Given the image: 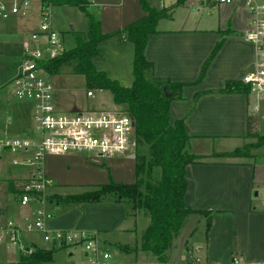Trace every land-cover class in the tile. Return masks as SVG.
<instances>
[{
	"label": "crops",
	"instance_id": "0c3cea01",
	"mask_svg": "<svg viewBox=\"0 0 264 264\" xmlns=\"http://www.w3.org/2000/svg\"><path fill=\"white\" fill-rule=\"evenodd\" d=\"M37 1L41 8L40 0ZM147 1L149 3V0ZM93 2L96 8L93 12L100 19L101 31L104 34H111L98 46L101 45L104 52L112 49V67L124 68L127 64L129 67L131 63L133 64V45L124 28L144 15L139 1L93 0ZM159 2L158 9H166L173 6L176 0H159ZM151 6L157 8L153 4ZM171 13L176 16L173 17ZM167 14L169 15L167 18L158 20L157 32L148 35L144 55L152 63L153 76L184 84L180 97L170 102L169 119L171 122L176 119L184 121L190 135L187 151L204 156L202 161L186 166L187 188L184 201L192 209L212 212L208 228L205 217L198 213L190 214L185 218L178 232L180 235V231L186 229V232H183L184 239L180 243L181 247L184 246L179 250L181 261L172 263L221 264L217 262L219 258L215 257V254L226 250L230 252L231 264L233 258H239L242 262L264 261V210L257 208L258 200L262 197L260 191L264 188V150L261 151L264 144L252 147L245 157L227 158L214 155L233 150L222 149V144L225 142H233L235 148L255 142L254 138L246 136L248 116L255 117L256 131L259 135H264V101H259L249 91L240 88H233L228 93H215V90L224 87L226 82L242 83L243 76L252 68L254 46L242 37L250 28V16L245 10L233 5L206 7L196 4L193 0H186L184 4L172 7ZM35 15V11H29L28 21L22 20L18 15H11L12 22L8 30L0 18V36L6 35L17 43L13 55L20 59L26 48L35 47V44L32 46L26 37L29 32L33 33L37 30V27L31 28V31L27 28L28 25L35 24H28ZM78 32L84 34L87 31ZM209 58L210 61L201 79H198L203 64ZM94 59L96 62L102 61V59L106 60L107 56L106 58L95 56L93 63ZM105 69L107 71L108 67ZM19 71L20 64L7 77L12 92L11 96L8 94L4 99L6 105L0 109V129L6 126L8 120L13 121L16 115L23 117L18 131L25 125L27 108L23 102L14 97L11 83ZM76 105L64 104L61 108L58 104L59 108L65 111L85 108L84 105ZM13 106H16L14 116L9 112ZM253 106L258 107L257 111L252 110ZM113 107H115L114 103L110 108ZM215 143L221 147L216 148ZM130 155L131 153L108 157H98L93 153L46 155L43 165L44 174L50 182L53 171L49 166V157L57 156L63 159L68 169H75L77 172L62 186L55 188L69 190L68 193L55 192L53 195L56 198L53 196L43 202L65 207V211L56 216L48 211L52 216L47 220L48 223L46 222L47 227H72L85 233L96 231L99 236L102 234L112 238L118 246L116 247L118 252L146 253L139 249L144 230L134 239V244H129L130 241L127 239L124 241L126 243H123V237L135 232V220L139 213H143L142 211L135 216L128 215V206L122 202L64 201L69 195L91 190L100 183H107L109 179L118 183H132L135 176L129 180L118 170V164L126 162L125 159ZM131 165L134 170V163ZM16 201L18 203V200ZM3 203L0 202L2 208L0 225L7 221V209L5 204L4 207L2 206ZM73 211L76 214L75 222L69 219ZM191 219L193 224H187ZM102 239L101 241H105L104 237ZM189 242L191 245L188 248ZM31 245L38 249L54 250L52 259L56 251L62 249L54 248L53 245L39 246L35 242ZM122 246L136 250L122 251ZM63 248L72 249L75 246ZM231 248L236 254L232 253ZM11 249L9 247V250ZM193 250L200 253L195 258ZM82 253L85 257L84 251ZM199 256L200 259L197 258ZM52 259L43 263L50 264ZM18 264H21L20 261Z\"/></svg>",
	"mask_w": 264,
	"mask_h": 264
},
{
	"label": "trees",
	"instance_id": "16d2710c",
	"mask_svg": "<svg viewBox=\"0 0 264 264\" xmlns=\"http://www.w3.org/2000/svg\"><path fill=\"white\" fill-rule=\"evenodd\" d=\"M138 1L144 15L124 28L133 45V81L130 86H122L110 79L104 71L97 70L92 62L93 57L99 54L98 44L111 35L101 31L99 17L88 8L92 0H40L43 10L52 6L78 8L86 15L87 32L76 33L74 45L70 49L53 58L39 60L38 64L50 75H83L87 89L108 90L114 105L129 113L134 120L135 181L118 183L109 179L107 183L91 190L69 195L64 201L99 203L104 197H110L113 202L126 204L130 211L128 215L135 216L143 211L149 218V225L141 236L139 249L153 253L157 264H174L168 261L166 251L178 235L185 218L198 213L205 217L208 228L212 212L192 209L184 201L186 166L204 159L202 155L187 151L190 135L184 121L176 119L171 122L169 119L170 102L180 97L184 84L153 76L152 63L146 59L144 50L148 35L157 32L158 20L167 15L169 9L184 4L186 0H176L173 6L166 9L155 8L147 0ZM209 61L210 58L203 64L198 79H201ZM233 88L248 91L243 82L230 81L215 90V93H228ZM255 125V117L248 116L246 136L254 138V143L214 155L245 157L248 155L246 147L263 145L264 135L258 134ZM7 184V191H17L14 180H9ZM69 246L71 244H62L60 248ZM121 250L131 252L136 248L122 246ZM53 252L35 249L28 256L21 255L19 261L21 264L48 262Z\"/></svg>",
	"mask_w": 264,
	"mask_h": 264
},
{
	"label": "built area",
	"instance_id": "2783aa9c",
	"mask_svg": "<svg viewBox=\"0 0 264 264\" xmlns=\"http://www.w3.org/2000/svg\"><path fill=\"white\" fill-rule=\"evenodd\" d=\"M29 1L0 0V16L6 19L11 15L25 14ZM193 1L206 7L233 5L248 12L250 28L242 37L254 46V57L252 68L243 76L242 82L259 101H264V0ZM48 12L49 9L41 8L44 18ZM31 39L35 47L24 50L20 71L11 81L14 97L26 105L30 124L17 135L10 134L5 127L0 129V168L15 172L13 178L19 204L27 206L35 202L38 206L32 211L33 221L25 218L18 224L7 220L0 225V233L7 234L9 241L16 244L17 232L38 231L44 240L53 244L83 245L87 264H100L98 253L101 242L95 232L89 233L92 236L88 238L86 233L76 236L47 227L46 222L51 214L43 208V194L51 182L44 174V159L48 154L93 153L98 157L130 154L134 152V142L129 140L134 120L120 107L118 110L115 107L76 111L60 109L55 88L49 79L43 77L48 73L38 61L58 56L65 49L50 22L45 20L31 33ZM43 52L47 56H43ZM86 95L93 97L94 94L89 89ZM257 109V106L252 108L254 111ZM257 208L264 210V195L258 200ZM24 250L29 254L33 251L26 247ZM101 257L108 259L109 254L103 252ZM232 264H264V261L242 262L239 258H233Z\"/></svg>",
	"mask_w": 264,
	"mask_h": 264
},
{
	"label": "rangeland",
	"instance_id": "374dc122",
	"mask_svg": "<svg viewBox=\"0 0 264 264\" xmlns=\"http://www.w3.org/2000/svg\"><path fill=\"white\" fill-rule=\"evenodd\" d=\"M1 1L5 2V0H1ZM149 3L159 8L158 6L160 4L159 0H149ZM88 8L92 11H95L96 10L95 3L93 2L91 5H89ZM30 9L32 11H35L36 15L32 18V22L28 23V24H31V23H35V24L32 26L28 25L27 27L28 30L31 31V28H34V27L38 28L40 22L43 20L50 22L52 30H54L57 33V38L61 42L65 50L70 49L74 45V35H76L78 31H84V32L87 31L86 15L76 7L52 6L51 8H49L48 15L44 18V16L41 15V8H40L38 1L30 0L28 10L26 11V13L23 15L20 13L16 15H18L19 18L21 17L22 20L28 21L30 20V18L28 17L29 11H31ZM207 13H210V12H207ZM211 13H214V12L211 11ZM172 15L173 17L176 16L174 14ZM203 15L205 16L206 14H203ZM167 16L169 15L167 14L161 17L160 19L167 18ZM10 17L11 16L4 19L0 16V18L2 19V24H5V26L7 27V30L12 22V20H10ZM161 22L164 23V21H161ZM27 35H28L26 36L27 41L33 46L34 42L31 39V33L29 32ZM16 44L17 43L11 41L10 38H8L6 35L0 36V109H2L6 105V102H4V99L7 98L8 94L11 96V92H12V86L9 85L7 81L8 74L13 72L16 69L17 65L21 63V59L16 57V55H13L14 51L17 49ZM101 47H102L101 45L98 46L99 54L97 56L100 55V56H103V58H106L107 56V59L106 60L102 59V61L97 60V62L94 59L93 64L95 68L97 70H102V71L104 70L106 75L110 79L116 80L118 84L122 86H130L133 81V64L131 63L129 67H128L129 64H127L124 66V68L123 67L122 68L112 67L113 66V62L111 58V56H113L112 49L111 51L107 49V52L106 51L104 52ZM43 56H47V53L43 52ZM92 62H93V59H92ZM105 67H108L107 71ZM43 77L45 79H49V81L54 86L56 96H57V103L59 104L61 108L63 107L64 104H73V105L77 104L78 106L84 105L85 106L84 109H87V107L95 108V109H107V108H110L113 104L111 93L108 90L90 89L94 95L93 97H87L86 91L89 89H87L85 86V80H84L83 75L67 74V73L56 74V75L43 74ZM9 112L10 113L12 112V115L14 116L16 112V106L15 107L13 106L12 110L10 109ZM19 112L21 111L19 110ZM22 119L23 117L21 115H16L14 116V120L13 121L10 120V123L4 127L7 129V131L10 134L17 135L30 124L29 115L27 114V118H24V122H25V125H23L24 127L20 128V130L18 131L21 125ZM129 140L131 143H133L135 140L134 127L131 128L130 130ZM214 145L216 148L221 147L218 143H215ZM222 145H223L222 149H225V150L226 149L232 150L235 148L234 146L235 144L233 142H225V144H222ZM251 148L252 147H246L245 149L247 151H250ZM262 150H264V147L261 149V151ZM133 151H135V148ZM125 161L126 162L124 163L118 164L119 165L118 170L120 174H123V176L128 177L127 179L131 180L135 176V172L131 164L134 163L135 165V161L132 158L131 159L126 158ZM65 164L66 162H64L63 159L57 156L49 157V166L52 169L53 173H51V176H50L51 185L45 188V191L43 194V198L45 199V201L48 198L49 199L53 198V196H55L53 195V193L55 192L59 194L69 192V190L55 189V188H58L59 185L62 186L63 183H66L68 179H71L75 174H77L75 169H68L67 165ZM116 167H115V171L117 170ZM13 173L15 172L12 170L3 171V169L0 168V202H4L2 204L3 207H4V204L6 206L7 220H10L14 223H22L23 220L27 218L29 221H33L34 214L32 213V211L38 205L37 204L35 205V202H30L27 206L19 205V203H17L16 201L18 198V194L16 192L7 191V186H8L7 183L9 182V180H15L13 178ZM134 181H135V177H134ZM67 183H70V182H67ZM126 183H130V182H126ZM73 191H70V192H73ZM260 195L262 196L264 195V188L261 189ZM103 200L111 201L112 198L104 197ZM43 208L46 211L50 210V212H52L54 216L60 214L62 211H65L64 210L65 207L62 208L61 206H57L55 204H49V203H44ZM0 209L2 208L0 207ZM144 214L145 213L143 212L137 215L136 220H135V232L129 233L127 236L123 237L124 238L123 243H126L124 241L127 239L130 241L129 244H134V239L137 238L138 234L141 231L145 230L146 226L148 227L149 218L146 214L145 215ZM75 216L76 214L73 211L69 215V219L75 222L76 221ZM5 222L3 223L5 224ZM3 223L2 225H4ZM187 224H190V225L193 224L192 219L189 220ZM49 229L60 230L62 232H69L71 234H75L76 236H79L81 232H83L82 230L72 228V227H69V228H60V227L52 228L51 227ZM184 231L186 232V229H184ZM184 231H180L181 232L180 235H178L175 239L173 238L171 245L166 251V257H168V260H170L171 262L181 261L180 260L181 255L179 254V250L180 248L184 247V246L181 247V244H180L181 241L184 239V236H183ZM93 232H95L98 235L97 237L101 242L100 243L101 249L98 253V260L100 264H139V262L141 264H157V258L153 253L146 252V253H136L135 254V253L118 252V249L116 248L118 246H116V243L113 241L112 238H109L108 236H103L102 234H100L99 236V234L96 231H93ZM93 232L90 231L86 233L87 235L85 236L89 238L90 236H92L89 233H93ZM102 237H104L105 241H101L103 240ZM16 239L18 243L12 244L9 241L7 234L0 233V264H18L19 258L21 255H24V256L29 255V253H27L25 250L23 251L25 247L27 249L31 248L32 250L38 249L37 247L31 245L32 242H35L37 245L44 246V247H51V245H53L54 248H58V247L60 248L61 246L58 243L53 244L51 241L44 240L42 238V233L38 231L17 232ZM131 239H133V241ZM190 245L191 243L189 242L187 245L188 248L190 247ZM9 247H12V249L9 250ZM57 251L54 254L53 259L50 262V264H87V259L82 255L83 245L72 248V249L62 248L60 251H58V253ZM231 251L232 253L234 252L232 248H231ZM103 252H106L107 254H109L108 259H102L101 255ZM193 252H195V250H193ZM196 252L195 254H193L194 258L197 254H200L199 252L198 253ZM234 254L236 253L234 252ZM215 257L219 258L217 262H220L221 264H231L230 252H228V250H226L223 253L217 252L215 254ZM197 258L200 259V256ZM40 264H45V263H40Z\"/></svg>",
	"mask_w": 264,
	"mask_h": 264
},
{
	"label": "water",
	"instance_id": "95a60500",
	"mask_svg": "<svg viewBox=\"0 0 264 264\" xmlns=\"http://www.w3.org/2000/svg\"><path fill=\"white\" fill-rule=\"evenodd\" d=\"M166 96H168L169 94H165ZM115 109L118 110L119 106L115 105ZM132 124L134 125V122H132ZM129 158L134 159L135 158V152H132L131 155L129 156Z\"/></svg>",
	"mask_w": 264,
	"mask_h": 264
}]
</instances>
